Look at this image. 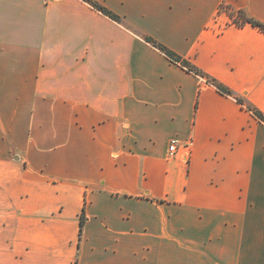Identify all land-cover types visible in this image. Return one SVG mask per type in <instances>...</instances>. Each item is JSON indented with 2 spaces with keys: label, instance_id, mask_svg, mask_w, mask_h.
<instances>
[{
  "label": "crops",
  "instance_id": "obj_1",
  "mask_svg": "<svg viewBox=\"0 0 264 264\" xmlns=\"http://www.w3.org/2000/svg\"><path fill=\"white\" fill-rule=\"evenodd\" d=\"M95 1L0 0V264H264V122L145 41L264 114V0Z\"/></svg>",
  "mask_w": 264,
  "mask_h": 264
},
{
  "label": "trees",
  "instance_id": "obj_2",
  "mask_svg": "<svg viewBox=\"0 0 264 264\" xmlns=\"http://www.w3.org/2000/svg\"><path fill=\"white\" fill-rule=\"evenodd\" d=\"M82 1L86 2L93 9H95L98 12H100L101 14L107 16L111 20H113V21H119L120 20L118 15L109 11L106 7H104L102 4L98 3L97 1H95V0H82ZM228 14H229V17L233 23L239 24V25H243V24L248 23V24L252 25L253 27L258 28L261 32L264 33V23L259 21V20H256V19H253L251 17L246 16L242 10H239L237 12L238 18L235 15V13H233L232 11H229ZM145 41L150 43L152 46H154L158 50H160L162 53H164L171 60L178 62L180 65L184 66L188 70L194 72L195 74H197L201 77H206L207 82L214 85L220 92L234 97L239 103H241L248 110H250L255 117H257L260 121L264 122V114L261 111H259L255 107L251 106L250 104H246L243 98L235 95L230 89H228L224 85L218 83L215 79H211L205 73H203L201 70H199L197 67L190 65V63L188 61H186L185 59H182L180 56L176 55L173 51L169 50L163 44L158 43L157 41H155L154 39H152L150 37H145ZM80 223H81V225L83 224V217L81 218Z\"/></svg>",
  "mask_w": 264,
  "mask_h": 264
},
{
  "label": "built area",
  "instance_id": "obj_3",
  "mask_svg": "<svg viewBox=\"0 0 264 264\" xmlns=\"http://www.w3.org/2000/svg\"><path fill=\"white\" fill-rule=\"evenodd\" d=\"M177 145H178V141L176 139H171L169 142V146H168V153L170 155H175L177 152ZM190 144L187 143L185 145L186 148H189Z\"/></svg>",
  "mask_w": 264,
  "mask_h": 264
}]
</instances>
